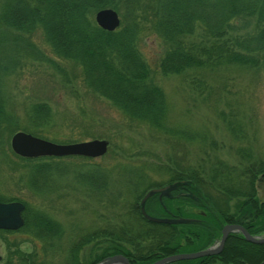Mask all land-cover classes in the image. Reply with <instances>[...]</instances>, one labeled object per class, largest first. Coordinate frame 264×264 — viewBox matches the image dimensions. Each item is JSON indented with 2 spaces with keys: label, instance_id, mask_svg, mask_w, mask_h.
Instances as JSON below:
<instances>
[{
  "label": "rangeland",
  "instance_id": "obj_1",
  "mask_svg": "<svg viewBox=\"0 0 264 264\" xmlns=\"http://www.w3.org/2000/svg\"><path fill=\"white\" fill-rule=\"evenodd\" d=\"M4 33L8 37L0 43V201L28 205L58 222L61 235L52 239L43 235L38 241L26 228L0 230V264H16L34 252L42 264H68L73 243L83 237L91 240L73 253L80 261H90L99 252L92 244L103 239L96 237L99 230L107 220H117V213L126 212L125 205L134 198L126 181L138 189L150 183L165 186L174 172L214 162L219 171L233 175L247 164L264 163L261 68L221 65L162 74L156 65L163 45L148 33L139 50L153 69L148 80L162 91L165 119L163 127L156 128L126 116L86 88L79 65L54 52L39 29L6 28ZM195 80L202 81L196 85ZM40 103L44 108L37 106ZM16 131L55 143L105 139L107 149L93 158L22 157L9 145ZM87 172L102 180L101 188L85 183L82 177ZM263 172L255 178L260 200ZM207 189L218 199L226 198L229 210H235L240 197H222L213 187ZM193 251L188 247L185 252Z\"/></svg>",
  "mask_w": 264,
  "mask_h": 264
},
{
  "label": "trees",
  "instance_id": "obj_2",
  "mask_svg": "<svg viewBox=\"0 0 264 264\" xmlns=\"http://www.w3.org/2000/svg\"><path fill=\"white\" fill-rule=\"evenodd\" d=\"M105 7L120 18L112 31L101 29L93 20L94 12ZM6 28L39 29L54 52L79 65L86 88L126 116L156 128H162L165 119L162 91L148 80L153 69L139 50L140 40L148 33L163 45L156 65L162 74L214 70L221 65L261 68L264 73V0H0V43L8 37ZM195 81L199 85L202 80ZM216 164L172 173L164 183L174 188L160 197L154 193L144 202L149 215L191 219L187 222H152L141 215L138 201L143 192L163 183L138 189L134 182H124L134 195L125 205L127 211L117 213V220H107L99 230L96 237L103 239L92 244L99 252L90 261H80L73 253L91 240L83 237L73 243L68 264H94L113 254H122L129 264H151L188 247L207 248L218 240L225 223L240 224L253 236L263 235L264 195L261 200L255 196V178L264 171V163L247 164L234 175L219 171ZM96 177L87 172L82 179L89 187L101 188L102 180ZM208 187L222 197H240L235 210H229L225 197L209 194ZM21 216L23 224L17 230L26 228L32 239L61 235L58 222L26 204ZM31 254L16 264H42L36 252ZM263 256L264 243H251L240 232H230L216 254L163 264H261Z\"/></svg>",
  "mask_w": 264,
  "mask_h": 264
},
{
  "label": "water",
  "instance_id": "obj_3",
  "mask_svg": "<svg viewBox=\"0 0 264 264\" xmlns=\"http://www.w3.org/2000/svg\"><path fill=\"white\" fill-rule=\"evenodd\" d=\"M95 24L106 31L114 30L120 23L118 13L109 7L98 9L93 14ZM10 149L15 154L22 157H38V156H67V155H81L85 157H98L103 155L107 149V141L105 139H89L70 143H55L36 137L32 134L16 131L10 137ZM173 187V184L150 188L147 190L139 200V210L141 215L152 222L161 223H178L187 222L191 219L179 218H164L149 215L144 210L145 200L153 195H166V191ZM24 205L20 201H0V229L16 230L23 224L21 212ZM230 232H240L246 241L252 243H264V234L250 235L241 225L236 223H225L220 229V236L216 242L205 249L193 252H180L171 254L160 259L155 260L151 264H163L172 260L179 259H193L205 255L216 254L221 249L223 242ZM264 263V256H263ZM96 264H129L126 257L122 254H113L106 256Z\"/></svg>",
  "mask_w": 264,
  "mask_h": 264
},
{
  "label": "flooded vegetation",
  "instance_id": "obj_4",
  "mask_svg": "<svg viewBox=\"0 0 264 264\" xmlns=\"http://www.w3.org/2000/svg\"><path fill=\"white\" fill-rule=\"evenodd\" d=\"M173 188H174V186H173V187H171V188H170V190H171V189H173ZM170 190H169V191H170ZM216 241H217V240H216ZM219 251H220V250H219ZM217 253H218V252H217Z\"/></svg>",
  "mask_w": 264,
  "mask_h": 264
},
{
  "label": "bare ground",
  "instance_id": "obj_5",
  "mask_svg": "<svg viewBox=\"0 0 264 264\" xmlns=\"http://www.w3.org/2000/svg\"><path fill=\"white\" fill-rule=\"evenodd\" d=\"M3 230V229H2Z\"/></svg>",
  "mask_w": 264,
  "mask_h": 264
}]
</instances>
